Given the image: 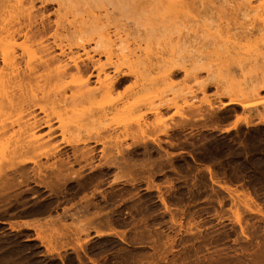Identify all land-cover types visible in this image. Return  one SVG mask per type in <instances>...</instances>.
Segmentation results:
<instances>
[{
  "label": "rangeland",
  "instance_id": "rangeland-1",
  "mask_svg": "<svg viewBox=\"0 0 264 264\" xmlns=\"http://www.w3.org/2000/svg\"><path fill=\"white\" fill-rule=\"evenodd\" d=\"M34 1L36 2V3H34L36 11L39 10V13L42 12V14L37 13L38 14L37 17L40 18L42 15V17H43V18H41L42 23L46 24V25H48V24L50 25V28L48 29L47 33L45 34L46 36L44 35L45 36L44 42L46 41V45H47V43H48V45H51V46L53 45L52 41H53V38L55 37L56 33L58 35L57 36L58 39L62 40V42L64 44H67V42L70 43V33L66 32L65 30H61V29L56 30V27H55V24H56L55 22L57 20L59 21L60 18H58V17H61V15H63L62 14L63 10L62 11L58 10L60 12L59 13L57 11L58 7H56L55 4H48V3L40 4L41 0H34ZM142 1H144V0H142ZM142 1H141V3H142L141 5H143V7H141V5L139 7V5H138L139 8H142V10L140 9L142 12L138 8V10L140 11L139 14L141 16L139 14L138 15L140 17H136V16L132 15V16H134L135 19L136 18L138 19V20L136 19L137 21L135 20L136 22H138V25L141 24V26L143 25L144 27H145V25H147V27L149 26L147 29H149L152 26L154 28L155 27L159 28V27H162L163 25H165L166 22L170 21L171 24L178 25V27L175 26L178 28V29L176 28L177 29L176 34H175V30L173 31L171 29L170 31H172V34L170 33L169 34L170 36L169 35L168 36L162 35L163 38H160L161 37V35H160V37H159L160 39H158V37H157L158 34L156 35L153 31V34H155L157 39H158L156 42V40H155L156 38H154L155 35L153 37L150 34L151 32L149 31L150 29L153 30V28H150L148 30L150 35L148 33H147L148 35H146L147 30H144L146 28H142V27L140 28V26H138L135 21L132 22V20H133V18L131 19L132 16L129 15L130 19H128L129 17L127 18L128 15L125 11L126 9L123 8L127 16L124 15L122 17H119L120 15L125 14V13L120 14L122 10L117 11L118 9H120L122 7V4L120 6L118 4H112V5L110 4V6H112V7H110L109 5L106 6V4L100 3L98 10H97V8L95 9V7H94L95 11H94V9H92L91 13H93V14L95 13L94 16H96V13L98 12L99 14L97 13V17H98V15H100L99 18H101V19H102V17L104 19V16H105V19L109 18V17L106 18V13H104L105 14L104 15L103 12H109V13H107L108 14L107 16H111V15L113 17L115 16V18L110 17L111 18L110 20H112V21H110L111 25H110V23H108L109 25L103 24V25H105V26H103V28L105 27L104 29H106V26H108L107 29H109V26H110L111 30L109 29V31L112 34V32L115 31V28H113V27H116V26L121 27V28L124 27L125 29H127V32H129V34H130V36L128 38L130 40V41H128L129 49H131L133 47L131 50H133V49L135 50L136 47H140V49L142 51L147 50V53L152 52L151 55L149 53V56H151V58H156L157 56H154V55L159 56L160 53H163V52L164 53L161 56L164 55V57L165 56L167 57L168 55H165V53L170 49V47H171V49L175 50V47L177 49V47L179 45L178 42L181 43L180 47L183 49L182 50L183 55H182V53L177 55L179 53L178 52L176 54L177 57H176V55L173 57L175 60L172 58V56H170V57L168 56L170 58V61H172V65H174V62H173V60H174V61H176L177 65H179V66H177V69L180 68L181 66H184L189 71L188 76L191 73V76H189V77H192V78L195 77L196 82H198V80H199V82L200 81L205 82V80H208V78H210L212 81L210 79H209V81H210L209 83H207V81H206L205 83L207 84V86H205L204 90L200 91L198 89V86L196 84H194V82H195V81H193L194 79L192 80V78H191V80H192L191 83H188V85L190 84L189 86L191 87V90H190V88L186 87L184 84L185 88H188V90L187 89L185 90V88L183 89V84L181 85V83H183L184 81L186 83L190 82V79L183 80L184 74L182 73V71H179L178 73H176V76H174V79H172V80H173V82H175V83H173V85L174 84H176V85L180 84L182 87L178 86L180 88H178V87L176 88L175 87L176 85H174L173 89L174 88H176V90L180 89V90H178V92L179 91L184 92V90L190 91V92L192 90L193 91L190 94L187 92L188 93L187 95L185 92V95L187 97L184 95L183 92L179 93L181 95L183 94L184 97L180 95L177 97V99H175L176 106L171 105L172 107L171 108L168 107L169 109H167V107H164L163 108L164 110L163 109L160 110L161 109L160 107H163V105L161 103H159L162 100L161 98L165 97L166 99H170L167 97L173 96V94L170 93L171 90L169 92V89L166 86L165 87L163 86L164 87L163 89L167 88L168 89L167 91L169 92V94L167 91L165 92V90H163V89L162 90L164 92L160 89H159L160 90L159 92L155 91V93H153V91H150L152 93L149 94L150 96L147 95V98L145 99L146 102L145 101L142 102V104L144 102H145L144 104H146L147 101L149 100V102L146 104V106L138 104L139 105L138 112L131 115L132 116L131 119L136 118L135 119L136 124H138V123L139 124H147V126L144 127L145 130L143 129V131H146L145 132L146 135H143V137H142L143 140H142V138H139L140 142L138 141V139H136V140L134 138L132 139L131 138L132 136L131 137L129 136L128 138H126V142H127L126 144L130 148H128L129 150L124 152L126 154L123 156V157H125L127 155L125 158H126L127 162L130 161L132 166L136 165V167L134 169L136 174H134L133 170H132L133 172L130 171L131 172L130 174H129V171H126L123 173L124 170H120L116 166H110V169L105 167V165L103 164L104 159L102 156H104V153L107 154V152L105 151L103 154L101 152H103L102 151L103 148H106L105 146H107L109 148V149L106 148V150L111 152L110 151L111 146H109V144H107V143L112 142V140L108 139L109 140L108 141L107 139L104 140L105 138H103V139H100V140H102V141H100L101 143L100 142L95 143L92 140L89 141L90 148L93 147V149L95 151V158H94L95 162L93 161V164L95 166L94 165L93 166L97 167L96 169H93V170L90 169L89 170V168L85 167L82 169L80 168V170H79V167L82 166V164L80 166L75 165L73 167V169L76 168V169H74V171L78 169V171L82 174L81 175L82 180H84V181L78 180L77 181L78 184L76 183V181H69L64 185V188H62V190L58 191L59 194H56V195L54 194L55 192L52 194H51V192H49L50 193L49 194L48 190L44 191L41 189V190H39V193H37L38 195L36 194L35 196H31L32 187L36 188L34 186V184L31 182L27 183L26 185H24V184L19 185V188L16 186H15L16 188L13 187L12 190H14V191L10 190L11 194H9V192H10L9 190H8L9 192L6 191L8 196L14 195V197H11V199H9V200H5V202L3 200L0 201V264H16V263L17 264H22V263L23 264H31L30 261H32V260L39 262V263L43 262L45 264H71V263L76 264V258L75 257H76V255L78 256V254H79V257H81V258L83 257L82 259L85 261L86 264H118V262H119V264H264V177H259L260 174L252 173L250 171L251 169H253L254 165L258 166V163L256 162L255 164H253L251 162H246V164H247L246 165L245 162H241L246 167V170L241 172V173L238 172V170H237V169H239L238 163L236 165V162H234L235 161L234 158L232 156L227 157L225 155L226 152H224V149H225L224 139L226 138L225 137L226 134H222V133L220 134V132L209 131L208 128H207V130L206 129H204V130L200 129V126L205 125V124L209 125L212 123V122H210L211 120L208 121V119H206L207 117H205L206 123H203L205 121H202V119H199V117H196L197 120L196 119L193 120L194 122L193 121L188 122L189 126H188V124H186V126L184 128H181V129H178L175 131L172 130V133L169 130L168 134L169 135L171 134L170 136L169 135L167 136L164 134V132H165V129H164L165 126L164 125H166L165 128H168V125H167L168 122H169L168 123L169 126H173L174 123H180L181 122V119L179 118V114H178V112H180V111H178V110L184 107L185 101H186L185 103H188V101H192V99H190V98H195L197 100L196 102L204 101V102L212 103L214 105H216V104L217 105H225L226 103H228L229 95L225 94L222 91L221 86H218L219 85L218 80H220L221 75H222V77H223V74L226 76V73H224V72H226V71H227V73L229 72L230 75L233 76L234 78L236 77V79L237 78L242 79V76L245 74V76H243V77L251 78V80H253L251 77V76H253V74L246 73L248 68L245 66H242V69H240L241 67L238 68L239 66L237 65V63L235 65H233V64L229 65L226 69L222 68L224 70H222L221 67L219 69L218 68L220 66V65L218 66L219 61L217 58L214 59V57H216V55L215 56L210 55V58H212L211 59L212 61H210V58L207 59V57H209V56H206V59L203 58L202 59L203 61H201L199 64L197 63V66L199 65L198 67L193 66V68H192V65H194V64H189V63H187L186 58L181 59L180 57H182V56L185 57V54H184L185 51L184 50L187 48V46L184 44L183 41L187 40V38H189V35H190V37H192L193 35L195 36L197 34V36H195V37H197L198 39L197 38L195 39L193 37L189 39L192 42H196L198 44H199V42H201L202 44H204V42H205V44H207L209 36L211 39H213L212 38L213 34H211L210 32H216V30L218 32L219 31L218 28H221L222 26L224 28L222 27V30L220 29V32L222 31L221 35L226 33V32L228 33V35L229 34L232 35L233 33L238 34V33H241V31L247 32L248 30H249V33H250V31L252 33V31L254 32L256 30H257L256 32L258 33L261 29L260 27H262V26H260L261 22L258 24L259 18H258V16L257 17L255 16L256 12L254 13V11H253L254 8L250 9L253 5L255 6L256 3L253 2L254 0H250V1L247 0V3H244V1H242V0L239 2H235L234 5H237V4H240V2H243L242 5L245 6V4H248L249 2L252 1L251 2V3H253L252 6L249 7L248 5H246V7L248 6L247 7L248 9L246 10V8L244 6L243 7L245 9L241 6H239V8H238V6L237 7L235 6V8L234 7L232 8V6H234V5H232L233 3L230 4L231 7L224 2H222L223 4H221V2L216 4L218 2V1L216 2V0H215V3H214V0H211V1L205 0V2L201 1V3L199 5H198L199 0H194V1L193 0H189V1L188 0H186V1L180 0L181 3L178 0L177 6H178V4L182 5V2H184L185 4L183 3V6H178V7L174 6L175 9L172 8V11H173L172 12L170 9L171 6L169 7L163 1V3H162L163 5H159V3H158L159 6L157 7V9L158 10L160 9L159 11L161 12V13H159V11H157V13H159V15H158V14H156V12H154L156 8L155 9L152 8V7L157 6L156 2H154V6H153V3H151V2H153V0H149V1L145 0L146 2H148V4H147L144 1L146 3V6L147 7L151 6V7L147 8L143 4ZM206 1H208V3L211 2L212 3V4H210L211 6L208 5V3ZM227 1H232V0H227ZM150 3H151V5H150ZM165 4H166L167 8H166ZM186 4H189V5L194 4L195 7H193V5L188 7ZM202 4H204V5L202 6ZM213 4H215V6L217 5V7L215 8V6ZM225 4L227 6L226 7L227 9L225 8ZM102 5H104L103 8L107 7V8H105L107 11H104L103 8H102L103 10L100 9L102 7ZM184 5L186 6L187 9L185 8ZM218 5H221V7H222L221 10L224 7L225 11L222 10L221 11L222 13L219 12L220 6H218ZM222 5H224V6H222ZM94 6H96V5H94ZM117 6H119L120 8ZM180 7H181L182 12L184 11L183 12L184 14L180 11V9H178ZM190 7L193 9H191ZM144 8L146 10H144ZM165 8L167 10H165ZM188 8H189V11H188L189 13H187L185 11V9L188 10ZM217 8H219L218 11H217ZM79 9H81V8L78 7L77 10H79ZM99 9H100V11H99ZM163 9H164V11H163ZM173 9L179 10V11H176L175 14H170V11L172 13H174ZM190 9H191V11H190ZM240 9H241V11H240ZM242 9H244V10H242ZM83 10H85V9H83ZM83 10H81V11H83ZM143 10L145 12V15H144ZM227 10L229 12H227ZM236 10H237V12H235ZM250 10L253 11L254 14H252ZM81 11H80V15L82 14ZM88 11H90V10L88 9ZM88 11H87V14L85 13V15H84V12H85L84 11L83 15H81L82 17L79 15V17H80L79 19L87 18V16L89 17L90 13L88 14ZM92 11H94V12H92ZM150 11L153 12V16H152V13ZM230 11H233V12H230ZM64 12H65V10H64ZM74 12H76V11H74L72 9V14ZM137 12L138 11L136 10V13ZM67 13H69V12H67ZM76 13H75V18L77 20L78 19V11ZM110 13H112V14H110ZM141 13H143V15ZM69 14L67 16L68 19L66 21H68V20L71 21V17L74 15L73 14L71 16V11ZM154 14H156V15H154ZM165 14H167L168 18L166 17ZM64 15H65V13H64ZM117 15H119V16H117ZM147 15L148 16L151 15V19L149 18L150 21L147 20V18H148ZM173 15H175V16H173ZM154 16H155V18H154ZM156 16H158V17L161 16V18H158ZM169 16L172 18V21L169 18ZM174 17H175V19L177 17L176 21H175V19L173 20ZM189 17H191V19ZM253 17H255V18L253 19ZM38 18H37V23L35 24V25H37V27L42 26L41 24H39V23H41V20ZM142 18H145L146 20L143 19L144 20L143 21ZM179 18H181V19H179ZM65 19L66 18L64 17V20L63 19L62 20L65 21ZM154 19H157V21ZM162 19L165 20V24L163 23ZM151 20L153 23L156 22L154 24L155 26L151 25V24H153V23H151ZM113 21H115L116 23H114ZM142 21H143V23H142ZM158 21H159V23L157 24ZM112 22H113V24H112ZM119 22H120V25H119ZM207 22H208V27H206ZM149 23H151V24H149ZM191 23L194 27L191 25ZM160 24H162V25L160 26ZM210 24H212V25H210ZM62 25L67 26L69 24H67V22H66ZM158 25H159V27H158ZM190 25H191V27H193V29L190 28L189 32H193L195 30V31H197V33L195 31L193 33H188ZM211 26H214V27L211 28ZM117 27H116V29H118ZM184 27H186V28H184ZM203 27L205 29L207 28L209 33L207 30H204ZM215 27H216V30H215ZM64 28L66 29L67 27H64ZM173 28H174V26H173ZM210 28L212 31L209 30ZM134 29L135 30L137 29V30L135 31ZM225 29H226V31H225ZM258 29H259V31H258ZM178 30H180V31L178 32ZM227 30H229V31H227ZM186 31H187V33H186ZM159 32H160V30H159ZM229 32H233V33H229ZM256 32H254V34ZM142 33H143V35H142ZM159 34H161V32ZM206 34H207V36H206ZM214 34L216 35L217 33H214ZM218 35L219 34H217L216 36H218ZM226 35L225 34L222 35L221 38H223V36L226 37ZM145 36L146 37L151 36L150 38H152V39H150L149 37L148 38L150 40L148 38L145 39ZM166 36H167V38H164ZM206 37H207V39H205ZM254 37L256 38L257 35H254ZM112 38L114 40V37H112ZM153 38H154V40H153ZM143 39H144V41H143ZM211 39H209V41ZM252 39H254V38H252ZM145 40H146L147 44L145 43ZM160 40H161V42H160ZM22 41H23L22 38H21V40L19 39L17 44L22 43ZM133 41H134V43H133ZM153 41L155 43H157L158 46H156V44ZM135 42L136 43L138 42V43L136 44ZM167 42L170 45L173 44L174 47L172 48L173 45L168 46ZM170 42H172V43H170ZM258 42H262V41L259 40ZM263 42H264V40H263ZM159 43L160 44L162 43V45H160ZM164 43L165 44L167 43L166 46ZM163 44L165 47H163ZM258 44L260 45L261 43H258ZM258 44H257V47L259 49L261 48L260 50H262V47H260L261 45L258 46ZM147 45H149V46L147 47ZM93 46H94L93 43L87 44L86 50L87 51L89 50V53H91L93 55V56L92 55L91 56L94 59L95 58L97 60L99 59L100 64L101 63L107 64V61L105 62V59H104L106 57L103 54H100V56H99V54H97L98 51H97V53L95 51L92 53V51L94 50V48H92ZM152 46H153V48H151ZM207 46H209V45L207 44ZM262 46L264 47L263 44H262ZM146 47H147V49H144ZM157 47L159 48V50L157 49ZM72 48H73V52L75 51V53H77L76 55H78V54L82 55V52L80 51L81 49L76 50L74 47H72ZM148 48L149 49L151 48V50H153V51H151V50L148 51ZM161 48H162V50H161ZM246 48L247 47L244 46L243 52H245L247 50ZM115 49L117 50L118 48H115ZM136 50H137V48H136ZM260 50H258V51H260ZM53 51H54L53 54L54 53H55V55L58 54V50L55 49ZM170 51H168V52H170ZM248 51L252 52L253 49H250V47H249ZM258 51L256 49V51L254 53L258 54ZM263 51H264V49H263ZM243 52H242V54H243ZM251 52H249V53H251ZM254 53L252 54V56L250 58L251 62L254 60V59H252V58H254L253 57ZM115 54L117 55V53L113 54V61L114 62H116V60H117V59H115L116 57H114ZM152 55H153V57H152ZM242 56H244V54ZM242 56H240V57H242ZM151 58H150V61L152 60ZM171 58H172V60H171ZM246 58H247V56L243 57L242 59L244 60ZM204 59H205V62H204ZM243 60H241V58H240V61L242 63L245 61V60L244 61ZM148 61H149V59H148ZM152 61H156V59L152 60ZM121 62L117 61V63H118L117 66L120 65ZM213 62H215V63H213ZM247 62H248V59L246 60V63ZM151 63L152 62H150L148 65L150 66ZM246 63H243V64H246ZM169 64H170V62H168V66H166V68L170 67L171 64L170 65ZM258 64H259V62H258ZM121 65H122V67L119 66L120 67L119 69H121L122 72H125V74H127L130 78L129 81L127 83H125V85L123 86L126 88L123 89V87H122L121 89L123 91L125 90V92H126V90L130 91L131 88L133 87L132 90L137 91L139 88H141V87H139V86H141V84H142V86L144 85L143 84L144 83L143 77L142 78L140 77L142 75L138 76L139 77L138 79L143 81L139 84L140 81L139 80L137 81V78H136V80H134L135 79L133 77L134 75L131 74L135 69H133L131 71V69H128V68H130V66L126 65L124 67L125 63H123ZM107 68H110L109 72H111L112 67L109 66ZM139 68H141V67L136 68V70L134 72L136 73V71H137V73H138ZM261 68H262V70L264 69L263 66L260 67V69ZM150 69H152V73H154L153 72L154 67L153 68L150 67ZM128 70H130V71H128ZM141 70L142 71L144 70L143 72H145V68L144 69L141 68ZM240 70L243 73L242 76H241L242 73L240 72ZM262 70L256 69L255 74L260 75ZM154 71H155V73L152 74L153 77L158 72L161 73V71L156 72V68L154 69ZM257 71H260V73ZM90 72H92L93 75H95L94 69L91 68ZM145 73H142V74H145ZM138 74H140V73H138ZM209 75H210V77H209ZM217 75H219L220 77L219 76L217 77ZM185 78H187V77H185ZM67 79H69V78H67ZM67 79L65 82H68L69 84L72 85L71 81H69ZM213 79H214V81H213ZM241 79H239V80H241ZM132 80L135 83H133ZM186 80H189V81H186ZM223 80L224 79L221 78V81H223ZM246 80H249V79H246ZM260 80H259V82H261ZM262 80H263V82L261 84L263 85L264 79H262ZM91 81H95L94 77L91 79ZM136 82H138L137 83L138 85L136 84ZM257 84H258V82L256 83V85ZM261 84H258V85H261ZM131 85H135V86H131ZM137 86H138V88H137ZM121 89L119 90L120 93H121ZM128 89H130V90H128ZM65 90H66V92H69V91H67L68 89H65ZM139 90H143V87H142V89H139ZM176 90H174V91L176 93H178ZM174 91H173V93H174ZM261 91H262V89H261ZM225 92H227V91H225ZM125 94H128V93H125ZM129 94H130V92H129ZM191 94H193V95H191ZM261 94L263 95V92H261ZM177 95H175V97ZM125 96H129V95H125ZM138 96H136L137 99H139V98L142 99V97H144L145 95L140 96V94H138ZM189 96H191V97H189ZM185 97H186V99H184ZM173 98H174V96H173ZM173 98L171 97V99H173ZM256 99L251 98V100H249V102H250L249 104L257 103ZM38 102L40 103L41 101H38ZM39 103L36 102L35 103L36 106L34 107V110L37 112V113L36 112L35 113L38 116H40V115L43 116L38 111V107L44 106V108L46 110H49V109L51 110V108H52V107L51 108L49 107L50 105H48V103H46V104L40 103V105H39ZM175 103H173V104H175ZM37 104L39 106H37ZM156 104H157V106H158V104H160V107L158 106V108H157ZM201 104L204 105L203 102ZM47 108H49V109H47ZM153 108L155 109V111L158 109L159 111L162 112V113L159 112L161 117H160V115H156V112H158V110L156 112H154ZM203 108L206 110V107L203 106ZM148 109H150V111ZM52 110H53V108H52ZM52 110L50 113H53ZM237 110H239V109H237ZM139 113H141V115ZM10 114L8 115V117H7V115H5L3 117V119L4 118L5 119L10 118L11 122H12L13 121L12 118L16 119L18 117V116H16L17 111L14 113L15 116L13 113L11 115ZM18 114H19V112H18ZM55 114H56V112H55ZM55 114H53V115H55ZM136 114H139V115H136ZM219 114H221L222 118L220 117V115H219V117L221 119H224V120H222L223 123H225L224 121L232 122L233 121L232 119H235L234 117L231 116L230 117L231 120H230V118L226 120L224 118L225 116L223 114V111H219ZM237 114L238 115L241 114V110H239L237 112ZM119 116L120 115H117V117H119ZM240 116H242V115H240ZM117 117L113 116V118H111V119H113V122L109 120L111 122V124L110 123L107 124V126H108L107 128L110 129L112 127L110 129L112 132L111 133L112 136L113 135H119V133L121 131H124V130L126 131L127 129H129V130H127L126 132L130 133V132H132V129L134 130V128L136 127V125H134L135 122H133L134 119L133 120L129 119L126 121L123 120V123H122V121L120 119V117H122V116H120L119 119H117ZM125 118H127V117L125 116L124 119ZM153 118L155 121L156 120H158V121L155 122L153 120ZM158 118H161V119H158ZM3 119L1 121H3V125H5L6 121H5V119L4 120ZM10 119H7V120L9 121ZM159 121L161 123L160 125H159ZM198 121H201V122H198ZM8 123L11 124L10 121ZM8 123H6V125H5L6 126L5 129L7 128L6 131L8 129L9 130L11 129V127H9V128L7 127ZM156 123H158V125H156ZM201 123H203V124L201 125ZM241 124H240L239 128L242 127ZM55 125L57 127V124L54 123V126ZM190 125L192 126V128ZM0 126L3 127L2 124ZM198 129H200V130H198ZM242 129L243 128L240 129L242 132L240 130H239L240 132L238 131L237 133L233 131L232 132L233 134L230 136H235L236 134H237V136H240V137L243 136L244 131ZM180 130H183V131H180ZM1 131H3V130H1ZM56 132L59 133L57 130H56ZM95 133L97 134L96 129L90 130V132H87L88 135L90 134L89 136L92 135L93 137L95 136L94 135ZM238 133H240L241 135ZM6 135H8L7 132H6ZM6 135H5L6 138L4 139V137H3V140L7 143V140H9V137H11V136H9L7 138ZM9 135H11V134H9ZM86 135H84V137H82V139H85ZM144 136H146L147 138L144 139ZM0 138H2V136ZM13 138H11L12 140L10 139L8 141V143H10V141L13 142V140H15V138L14 139ZM61 139H63V138L60 137L59 134H57L55 136V142L54 143L60 142L63 144V142L60 141ZM220 139H222V142H223V147H221V148H222V154L224 156L222 154L219 155V153H215V151H213V150L211 151V149L210 148L208 149V147L204 148V146H203L204 144H213L212 141L216 142L217 140H220ZM103 140H104V142L106 141L107 143L105 142V144H104ZM133 140L136 141V144L132 143V142H134ZM169 140H172L173 142H175L176 147L168 146ZM177 141L180 144L176 143ZM2 142H1V144H3V145L6 144L5 142H3V143ZM102 142L105 145L104 147L102 145ZM208 142H210V143H208ZM8 143L6 144L5 148H2L3 146H0V170L1 171H2V169H5L4 168L5 164L8 165L9 164L8 162L11 163V161H10L11 160L10 159V157H11L10 156V150H11L12 144L11 143L8 144ZM157 143L159 145H161L162 149L158 147ZM192 145H194V146H192ZM62 146L64 147V151L62 150V152L67 154L68 156H71L72 155V149H70L69 147H67L65 145H62ZM112 149L111 150L114 153V148H112ZM204 149H205V151H204ZM129 151L131 154L129 153ZM164 151L165 152L169 151V154L171 153L170 156L166 157L164 154L165 153ZM65 154H63V157H66ZM261 155L264 157V153ZM1 156H2V158H1ZM25 158H22L21 160H24ZM101 158L103 161L101 160ZM168 158H169V160H168ZM146 159H148V160H146ZM171 160H173V161H171ZM145 161H147V166H149V167L152 166L150 169V172L152 174L151 175L152 179L148 178V180H147L148 172H147V174H145L146 172L144 173L143 172L144 170H141V168H140V170L142 171V172H140L138 169L139 166L145 165ZM42 162H44L43 159H42ZM138 163H139V166H138ZM150 164H152V165H150ZM83 165H84V163H83ZM5 167H7V166H5ZM29 167H31V165ZM98 167L100 170L98 169ZM149 167H146V168H149ZM263 167H264V160H263ZM207 168H209L210 170H213L212 172L216 176V178L213 180H215L214 182H216V183H214L213 181H210V178H208L209 176L207 174L208 173ZM136 169H138L137 170L138 172L136 171ZM164 169H166V170L164 171ZM188 169H189V171H188ZM119 170L122 171V173L124 174L123 175L124 177H121L122 174ZM176 170H178V171H176ZM117 173H119L118 174L119 176L121 174V176H120L121 178H119V176H117ZM125 173H127V175ZM138 173H139V175H138ZM133 174H134V176H132ZM153 175L155 177H153ZM115 176L118 177L119 179L117 178V180H116ZM250 176H251V178H250ZM144 177H146V178H144ZM112 178H115L116 181ZM178 178H179V181H178ZM86 179H88V181ZM143 179H145V180H143ZM250 179H252V180H250ZM111 180H114V181H111ZM134 180H136V181H134ZM163 180H165V181H163ZM85 181L87 182V184H85L86 183ZM81 182L82 183L84 182L83 183V184H85L84 187L82 186ZM97 183H99V184H97ZM169 183H171V187H170ZM223 184H225V186L228 185L227 186L228 187L227 192H224L221 188L218 187V186H222ZM251 185H255L257 187H255V186L253 187ZM169 187H170L171 191H169ZM172 187H173V191H172ZM165 190H167V192L168 191L169 192L167 193ZM238 190H240V191H238ZM94 191H95V193H94ZM19 192L21 193L20 196L17 195V194H19ZM229 192H233L234 194L229 193ZM243 192L244 193L247 192L248 194L250 193L249 194V196H250L249 201L247 200V198L249 199V196H247L248 194L246 193V196H247L246 197ZM4 193H3V195H4ZM15 193H16V195H15ZM92 193H94V194L92 195ZM190 193H192V194H190ZM238 193L241 195H239ZM251 194H252V196H251ZM3 195L1 194V199H2ZM118 195H120V196H118ZM159 195H161L162 197L164 196V199L165 200L167 199V200L166 201H159L160 200ZM243 195L245 198L243 197ZM15 196H17V197L19 196V197L18 198L16 197L17 199L15 200ZM78 196H80V197H78ZM86 196H88V199L90 198L89 200H91V201H85V199L87 200ZM32 197L35 199H33ZM82 197L83 198L86 197V198L83 199ZM237 197H239V198H237ZM251 197L253 200L251 199ZM236 199H237V201H236ZM47 200L52 201L51 202L52 205L54 204V206L51 208L50 213H48V212L47 213H38V214H44V215H38L37 213L33 214V215L31 214V211H35L36 207H38V205H40L39 203L41 201L43 203L44 201H47ZM255 200H257V201H255ZM17 201H19V202H17ZM21 201H23V202H21ZM38 201H40V202H38ZM10 202H12V203H10ZM10 204H12V205H10ZM33 204L36 205L35 208L33 207L34 206ZM87 204H90V205L92 204V205L88 207V210H84L83 209L84 205L86 206ZM9 206H11V207L9 208ZM21 207L24 211L23 210L21 211ZM6 209H7V211H6ZM92 210H93V212H99L100 214H102L99 217L100 218L102 217L103 220H104V218L108 219L111 222V223L109 222L110 223L109 226H111V227L109 228L108 226H105V227L103 226L102 228L100 227L98 230H96V229L94 230L92 228H87L88 231L86 230L85 233L79 232V233L75 234L76 231H80L79 229H76V228H78V227L80 229L85 228V226L83 224H81L83 227L79 226V223H77V221H76V220H78L77 218H79L81 221V219H83V217H84L82 215L83 214L86 215V213L90 214V212ZM103 212H105V213H103ZM77 213L80 215H78ZM46 214H48V215H46ZM58 214H59V217H58ZM70 214L72 215V217L70 216ZM45 215H46V217H45ZM73 215H75V216L73 217ZM77 215L79 217H77L75 220V217ZM37 217H38V219H36ZM34 218L37 221L40 219L39 220L40 223L42 221L41 219H43L44 222H42V223H43V225L45 224L44 225L45 228H43L44 226L42 225V223L41 224L39 223V225H40V228L42 225L43 226L42 228L44 230L40 229V228H32L34 230L36 229V231L31 230V226H30L31 223L30 222L32 219L35 220ZM56 219H58V220L60 219V222L57 220L58 224H54V222H56V221H53V220H56ZM45 220H46V222H45ZM26 221L28 223H30V225L27 224L28 226H30V227H28L29 229H27L26 225H23ZM21 224H22V226H21ZM47 224H48V226H47ZM50 224H54V229H52V231L56 230L55 233L56 234L59 233V237L61 236L60 234L63 233L62 235H64V232H65V235H64L65 237L61 236V238L62 237L63 238L62 239L59 238V239H61V241L58 238H56L57 235L55 233L51 232V227L53 228V226H51ZM17 225H18V227H17ZM60 225H61V227H60ZM63 225H65V226H63ZM56 226L59 227V228H57V229H59V231L56 229ZM112 227H113L114 231H112L113 230V229H111ZM61 229H62V231H61ZM38 230H39V232H38ZM42 231H44V232H42ZM69 231H71V232H69ZM95 231L96 232L102 231V233L106 231L107 235L104 236L103 234H105V233H103V234L101 233V235L99 237H97L98 235ZM108 231H111V232L108 233ZM35 232H36V234H35ZM37 233H38L39 237L37 236ZM95 233H96V235H95ZM44 234L47 235L48 238L50 237L51 234H53V235H51L52 236L51 238L52 239L54 238V242L52 240H50V241L53 242L54 244L56 242H57L56 244H58L59 242L65 243V244L62 245L63 247L61 246V244L60 245L58 244L59 246H61L59 249H58V246L56 245L57 249H54V250L51 249V251H53L52 252L53 254H51V251L49 252V250L47 248H45V245H44L45 242L49 243L50 242L49 239H51V238L48 239ZM42 235H44V236H42ZM44 237L47 241H45ZM75 237L77 240L75 239ZM55 238L57 241H55ZM41 239H43L42 241H45V242L43 243L41 241ZM69 240H70V242H69ZM72 240H73V242H72ZM41 243H43V244H41ZM81 244H82V246H81ZM74 247H75V249H74ZM92 248H94V249L92 250ZM46 250H48V251H46ZM75 250H77L78 254L75 253ZM31 251H32V253H31ZM90 251L91 252L93 251V253H91ZM51 255H54L55 257L51 256ZM49 257H51V258H49ZM49 259H51V260H49ZM85 259H87V260H85ZM89 259L91 261H89ZM94 259H95V261L97 260V262H92V260H94ZM86 261H88V262H86Z\"/></svg>",
  "mask_w": 264,
  "mask_h": 264
},
{
  "label": "bare ground",
  "instance_id": "bare-ground-1",
  "mask_svg": "<svg viewBox=\"0 0 264 264\" xmlns=\"http://www.w3.org/2000/svg\"><path fill=\"white\" fill-rule=\"evenodd\" d=\"M141 1L142 0H41L40 4H42V3L55 4L56 7H58L57 8V11L58 10L59 11H62L63 10V13H62L63 15H61V17H58V18H60L59 21L57 20L55 22L56 23L55 24V27H56V30H60L61 29V30H65L66 32H69L70 33V43L67 42V44H64L62 42V40H59L58 39V37H57L58 35L56 33V35H55V37L53 38V41H52L53 42V45L51 46V45H48V43L46 45V41L44 42V37L46 36L45 34L47 33L48 29L50 28V25L49 24L46 25V24H43L42 23V19H41V18H43L42 15H41V17L39 16L40 18L37 17L38 16L37 13H39V10H37L38 12L36 11L35 4H34L36 2L34 0H0V119L1 118L3 119V117L5 115H7V117H8V115L10 113L11 114L12 113L14 114L16 111H17L16 116H18L16 119L12 118V120H13L12 122H11V119L10 118H6V119L4 118L5 121H6V123H8L9 121L11 123V124L8 123V126H7L8 128L11 127L10 130L8 129L9 131L8 130L6 131L7 128L5 129L6 123H5V125H3V121H1L2 119L0 120L1 121L0 123L3 126V127L0 126V129L3 130V131L0 130L1 131L0 132V137L2 136V138H0V146H3L2 148H5V146L8 143V141L11 138H13V137L15 138V140H13V142L10 141V143L12 144V147H11V150H10V156H11L10 157V159H11L10 161H11V163L8 162L10 165L9 164L8 165L5 164V166H7V167L4 166L5 169H2V171L0 170V201L3 200L5 202V200H9V199H11V197H14V195H12V196L9 195L8 196L7 193H6V191L9 192L10 190L13 189V187L14 188L18 187L19 188V185H23V184L26 185L29 182L33 183L34 186L36 187V188H33L32 187V189H31V196H35L37 193H39V190H41V189L44 190V191H47L48 190V193L51 192V194L55 192L54 194L56 195V194H59L58 191L62 190V188H64V185L67 182H69V181H76V183H77L78 180L81 181L82 180V176H81L82 174L78 171V169L74 171V169H76V168L73 169V167L75 165L80 166L82 164V166L79 167V170H80V168L82 169V168H85V167L89 168V170L90 169L93 170V169H96L97 168V167H94L95 165L93 164V161H94V158H95V151H94L93 147L90 148V146H89V141H91V140L94 141L95 143H99L100 141H102L100 139H103V138H105L104 140H106V139L107 140L108 139L112 140V142H110V143H107L106 141L105 142L107 144H109V146H111V149L114 148V153L112 152L113 149L112 150L110 149V151L112 153L109 152V151H107L106 148H108V147L104 145L105 144L104 140H103L104 144L102 142L103 147L105 146L106 148H103V150H102L103 152H101V153L103 154L105 151L107 152V154L104 153V156L101 155L103 157V159H104L103 164L105 165L106 168H109L110 169V166H116V167H118V169L124 170L123 173L126 172V171H129V174L134 171L136 165H133L132 166V164L130 163V161H128L130 164L127 162V160L125 158L127 155L125 157H123L126 154L124 152L127 151V150H129L128 148H130L126 144L127 143L126 142V138H128L129 136L130 137L132 136L131 137L132 139L133 138L135 140L138 139V141L140 142L139 138H142L143 135H146L145 134L146 131H143V129H144V127L147 126V124H139L138 122H137L138 124H136V122H135V119L136 118L135 119L134 118L131 119V117H132L131 115H133V114H135V113L138 112L139 105H145L146 106V104L149 102V100L147 101L146 104H144L146 102L145 99L147 98V95H149V94L152 93L150 91H153V93H155V91L156 92H159L165 86L169 89V92L171 90L170 93L173 94L174 98H173V96L167 97L166 95L165 96L167 98H170V99H166L165 97H162L161 98L162 100L159 103H161L163 105V107H160V104H158V106L161 108L160 110H162L164 107H167V109H169V108L172 107L171 105H175L176 106L175 99H177V97L181 95L179 93L183 92V91H181V92L179 91L178 92V90H180V89L176 90V88L178 86H181L183 84V89L186 86V87L190 88V90H191V87L189 86L190 84L188 85V83H191V81L193 79H194L193 81H195V79H196L195 77L194 78L189 77V76H191V73L188 76L189 71L184 66H181L180 68L177 69V66H179V65H177L176 61H174L175 59L173 57L178 52L179 53L177 55H179L180 53H182V50L183 49L180 47L181 46V43L178 42L179 45L177 44L178 45L177 49L175 47V50H174V49H171V47H170V49L168 48L169 49L168 51H170V50L171 51L170 52L167 51L165 53V55H168L169 57L172 56V58L174 59L173 60L174 65H172V61H170V58L168 56L167 57L166 56L164 57V55L161 56L164 52L163 53H160L159 56L158 55H154V56H157L156 58H151V56H149V53L151 55L152 52H148L147 53V50L142 51L140 49V47H136L137 50H136V48H135V50L134 49L131 50L133 47L132 48L130 47L131 49H129L128 41H130V40L128 38H129L130 34H129V32H127V29H125L124 27H123L124 29L121 28V27H117V26L116 27L118 29H116V27H113V28H115V31H113L112 34L109 31L110 26H109V29H107L108 26H106V29H104L105 27L103 28V26H105L106 24L110 23V25H111V22L110 21H112V20H110L111 19L110 17H113V16L112 15L111 16H107L108 15L107 13H109V12H103V14L106 13V18L109 17L107 19H105V16H104V19H103V17H102V19L99 18L100 15H98V17H97V13L98 12L96 13V16H94L95 13L94 14L91 13V10L94 9V7H95V9L97 8V10H98L100 3L101 4L104 3V4H106V6L107 5L110 6V4L111 5L112 4H118L120 6L122 4V7H121L122 9L119 6H117V7L120 8L117 11L122 10L123 12L121 11L120 14H123L126 11V13H127L128 16L126 15V13L123 14V15H120V16L117 15V16L122 17V16L126 15L127 18L129 17L128 19H130V16H132V15H134L136 17H140L141 15L139 13L142 10V8H139V7L142 4ZM144 1H142V2L146 6V3L148 4V2L145 1L146 2L145 3ZM163 1L169 7L171 6L170 7L171 11H172V8L175 9L174 6H176V7L183 6V3H184V2H182V5L178 4V6H177V1L178 0H153V2H151V3H153V6H154V2H156L157 6L152 7V8H154V9L156 8L154 12H156V14H158V15L161 12L159 11L160 9L159 10L157 9V7L159 5H163L162 4ZM201 1L202 2L204 1L205 2V0H199L198 1L199 2L198 5L201 3ZM239 1H241V0H232V1L216 0V2H217L216 4H218L220 2H221V4H223L222 2H224V3H226L227 5H229L231 7V5H230L231 3H233L232 5H234L235 2H239ZM242 1H244V3H247V0H242ZM179 2L181 3L180 0H179ZM206 2L208 3V1H206ZM251 2H249L248 4H245V6L242 5L243 2H240V4H237L236 3L237 5L232 6V8L233 7L235 8V6L236 7L238 6V8H239V6H241V7L244 6L246 8V10H247L248 9L247 8L248 6L249 7L252 6L253 3H251ZM253 2L256 3V4L258 3V4L257 5L255 4V6L253 5L254 7L252 6L250 9L254 8L253 11H254V13L256 12V15L255 16L256 17L258 16V18H259L258 24L261 22V25L260 26H262V27H260L261 28L260 31L258 29V31H259L258 33L256 32L257 30L254 31V32H256L255 34H254L253 31H252V33L250 31V33H249V30L247 32L246 31H244V32L241 31V33H238V34L237 33H233V32H229V33H233L232 35L231 34L228 35V33L226 32V33H224L225 35L227 34L226 37L223 36V38H221V36L224 35V34L221 35V32L222 31L220 32V29L222 30V27L223 26L221 28H218V30H219L218 32L219 33L217 32L216 27H215L216 32H210L211 34H213V37L211 36L213 39H211L210 36L208 37L212 41L211 40L209 41V39H208V42L206 41L209 46H207V44H205V42H204V44H202L201 42H199V44H198L196 42H192L191 40H189L192 37L196 39L197 37H195V36H197V34L195 36L193 35L192 37H190V35H189V38H187V40L183 41L184 44L187 46V48L184 50L185 52L183 51L184 54H185V57H183V56L180 57L181 59L186 58L187 59V63L194 64V65H192V68H193V66L198 67L199 65L197 66V63L199 64L201 61H203L202 60L203 58L206 59V56H209V57H207V59H209L210 58V55L211 56L212 55H214V56L216 55V57H214V56L213 57H214V59H216V58L218 59V61H219L218 66L220 65L218 67L219 69H220V67H221V69L222 68L226 69L229 65H231V64L235 65L237 63V65L239 66L238 68L241 67L240 69H242V66H245V67L248 68L247 69V72L246 71L245 72L246 73L253 74V76H251L253 80H251V78L243 77V76H245V74L243 75V73L241 72V70H240V72L242 73L241 76L243 75L242 76V79L241 78H237L236 79V77L234 78L233 76L230 75L229 72L227 73V71L224 72V73H226V76L223 74V77H222V75L220 77L219 76L220 74L217 72L219 74V75H217V77L218 76L220 77V80H218V82H219L218 84L219 85L218 84L217 85L218 86H221L222 91L225 94L229 95V97H228V103H226L225 105H217V104L214 105L212 103L202 101L204 103V105H203V104H201L202 102H199V101L196 102L197 100L195 98H190V99H192V101H188V103H185L186 102L185 101L184 102V107L181 108V109H179V110L177 109L178 111H180V112H178V114H179V118L181 119V122L182 123L181 122L180 123H174L173 126H169V124H168L169 122H168L167 123L168 128H165L166 125H164V124L163 125L165 126L164 127V129H165L164 134L168 136L169 135L168 134V131L169 130L172 133V130L175 131V130L184 128L186 126V124H188V126H189V123L188 122H191V121L195 120L196 117H199V119H202V121H205L203 123H206V119H208V121L211 120L210 122H212V123L209 124V125H206V124L205 125H202L203 123H201L202 126H200V129H203V130L206 129L207 130V128H208L209 131H215V132H220V134L221 133L222 134H226L225 135L226 138L224 137L225 138L224 139V141H225V149H224V152H226L225 155L227 157L228 156H232L234 158V160H235L234 162H236V165L238 163V168H239V169H237L238 172L241 173V172H243V171L246 170V167L241 162H245V164H246V162H251L253 164H255L257 162L258 163V166H256V165H254V167L252 166L253 169H251L250 171L252 173H258V174H260L259 177H264V167H263L264 157L261 155V154L264 153V96H263L264 95V84L263 85L261 84L263 82L262 79H264L263 78L264 77V69L263 70H262V68L260 69V67H262V66L264 67V51H263L264 47L262 46V44L264 45V42H263V40H264V11H263L264 10V0H254ZM151 3H150V5H151ZM158 3H159V5H158ZM214 3H215V0H214ZM166 4H165V6H166ZM210 4H212V3L211 2L208 3V5H210ZM226 4H225V8L227 7ZM94 5H96V6H94ZM138 5H139V7H138ZM186 5L188 7L191 6V5H193V7H195L194 4H191V5L186 4ZM203 5L204 4H202V6ZM213 5L215 6V4H213ZM246 5H248V6L246 7ZM218 6H220V9L217 8V11H218V9L220 10L219 12H221L222 10L225 11L224 10V7L221 10V8H222L221 5H218ZM222 6H224V5H222ZM78 7L81 8V9H79L80 11L83 10V9H85V10L81 11V13H82L81 15H83V12L84 11H85L84 12V15H85V13L87 14V11L89 9L90 10V11H88V14L90 13L89 14V17L87 16V18H81V19H79L80 18L79 17L80 11L77 10ZM103 7H104V5H102V7L100 9H102ZM110 7H112V6H110ZM141 7H143V5H141ZM149 7H151V6H149ZM149 7H147V8H149ZM216 7H217V5L215 6V8ZM105 8H107V7H105ZM105 8H103L104 11H107ZM123 8L126 9V10L124 11ZM138 8H139V10L140 9L141 10L139 11ZM166 8H167V6H166ZM166 8H165V10H167ZM185 8H186V6H185ZM72 9L74 11H76V12L78 11V19L79 20L78 19L76 20V18H75V13L76 12L73 13L74 15L72 14ZM95 9H94V11H95ZM100 9H99V11H100ZM178 9H180V11L182 12L181 7L178 8ZM186 9H185V11L187 13H189L188 12L189 11V8H188V10H186ZM191 9H193V8H191ZM191 9H190V11H191ZM244 9H242V10H244ZM64 10H65V12H64ZM136 10L138 11L137 13H136ZM144 10H146V9L144 8ZM144 10H143V12H144ZM66 11L69 12V13L71 11V16L73 15L74 17L73 16L72 17L74 19L71 17V21H69V20L66 21L68 19L67 16L69 14ZM94 11H92V12H94ZM157 11H159V13H157ZM163 11H164V9H163ZM171 11H170V14H175L176 11H179V10H174V13H172L173 11L172 12ZM240 11H241V9H240ZM253 11H251L252 14H254ZM227 12H229V11L227 10ZM230 12H233V11H230ZM235 12H237V10ZM64 13H65V15H64ZM112 13H110V14H112ZM151 13H152V16H153V12H151ZM39 14H42V12L39 13ZM141 14L143 15V13H141ZM156 14H154V15H156ZM144 15H145V12H144ZM165 15L167 17V14H165ZM134 16L131 17V19L133 18L132 22L137 19V18L135 19ZM149 16H148L147 20L150 21L151 15H149ZM173 16H175V15H173ZM64 17L66 18L65 21H63L64 20ZM156 17H158V16H156ZM177 17H176V19H177ZM37 18L41 20V23H39V24H41L42 26L37 27V25H35L37 23ZM113 18H115V16ZM154 18H155V16H154ZM158 18H161V16H159ZM169 18L172 21V18L170 16H169ZM189 18L191 19V17H189ZM254 18L255 17H253V19ZM143 19L146 20L145 18H142V20ZM174 19H175V17L173 18V20ZM176 19H175V21H176ZM179 19H181V18H179ZM154 20L157 21V19H154ZM162 20H163V23L165 24V20L164 19H162ZM143 21H142V23H143ZM66 22L69 25H67V26L62 25L64 23H66ZM113 22L116 23L115 21H113ZM113 22H112V24H113ZM136 23L138 25V22H136ZM151 23H153L152 20H151ZM151 23H149V24H151ZM155 23H153L151 25H154ZM158 23H159V21L157 22V24ZM103 24H105V25H103ZM162 24H160V26ZM119 25H120V22H119ZM165 25H163L162 27H159V25H158L159 28H156V27L154 28L153 26L150 27V28H153V30L150 29V28H149L150 30L147 29L149 27V26L147 27V25H145V27H144L143 25L141 26V24H139L138 26H140V28L141 27L142 28H146V29H144V30H147V32L145 31L146 32V35L149 34V31L151 32L150 34L153 37H154L155 34L156 35L158 34L157 35L158 39L163 38L162 35H164V36L167 35L168 36L170 33L172 34V31H170L171 29L173 31L175 30V34H176V30L178 29L177 28L178 25L171 24L170 21L169 22H166ZM191 25H192V23H191ZM191 25L189 27V30L187 29L188 30V33H193L195 31L194 30L193 32H189L190 31V28L193 29V27H194L193 25H192L193 27H191ZM206 25H207L206 27H208V22H207ZM210 25H212V24H210ZM63 26L64 27H67V28L65 29ZM173 26H174L175 29L173 28ZM175 26H177V27H175ZM212 27H214V26H211V28ZM184 28H186V27H184ZM211 28L209 29L210 31H212ZM159 30H160L161 34H159L160 33ZM204 30H207L208 31L207 28L206 29L204 28ZM153 31H154L155 34H153ZM179 31L180 30H178V32ZM225 31H226V29H225ZM227 31H229V30H227ZM195 32L197 33V31H195ZM186 33H187V31H186ZM208 33H209V31H208ZM214 33H217L220 36L219 35L216 36L217 34L215 35ZM142 35H143V33H142ZM156 35H155L154 38H156L155 40L157 42L158 39H157ZM160 35H161V37H160ZM254 35H257L258 38L257 37L255 38ZM167 36L164 37V38H167ZM206 36H207V34H206ZM112 37H114V40H113ZM148 37L150 38L151 36H147V37L145 36V39L148 38ZM21 38L23 39L22 43L17 44L18 43V40L19 39L21 40ZM154 38H153V40H154ZM252 38H254V39H252ZM150 39H152V38H150ZM205 39H207V37ZM258 39L260 41H262L263 43L262 42H258L259 41ZM143 41H144V39H143ZM160 42H161V40H160ZM89 43H93L94 44V46L92 47V48H94V50L92 51V53L94 51L97 53V51H98L97 54H99V56H100V54H103L106 57L104 59H105V62L107 61V64L106 63H101L100 64L99 63V59L97 60L95 58L96 59L95 60L92 57L93 55L91 53H89V50L88 51L86 50L87 49L86 48L87 47V44H89ZM133 43H134V41H133ZM145 43H146V40H145ZM170 43H172V42H170ZM258 43H261L260 44L261 46ZM155 44H156V46H158L157 43H155ZM164 44H163V47L166 46V44H165V46H164ZM257 44H258V46L262 47V50H260L261 48L259 49L257 47ZM160 45H162V43ZM169 45L170 44L168 43V46ZM172 45L173 44H171L170 46H172ZM148 46L149 45H147V47ZM244 46L247 47L246 48L247 50L245 49L246 50L245 52H243ZM72 47H74L76 50L77 49H81L80 51L82 52V55L81 54L80 55L79 54L76 55L77 53H75V51L73 52V48ZM147 47L144 48V49H147ZM173 47H174V45L172 46V48ZM249 47H250V49H253V51L254 50L256 51V49H257V51L258 50H260V51H258V54H255L254 53L255 51L254 52L253 51L252 52L251 51H248V48ZM115 48H118V49L116 50ZM151 48H153V46ZM151 48L150 49L148 48V51L151 50ZM55 49L58 50V54H56V55H55V53L53 54V52H54L53 50H55ZM157 49L159 50L158 47H157ZM161 50H162V48H161ZM151 51H153V50H151ZM242 52H243L244 56H242L243 55ZM249 52H251V53H249ZM114 53H117V55L116 54L114 55V57H116L115 59H117L116 62L113 61V54ZM253 53H254V55H253L254 58H252V59H254V60L251 62L250 61V58H251V56H252ZM177 55H176V57H177ZM182 55H183V53H182ZM245 55L247 56V58L244 59L245 60L244 61L242 58L243 57H246ZM240 56H242V57H240ZM152 57H153V55H152ZM239 57L241 58V60L244 61L243 63H246V60L247 59H248V62L246 64H243L240 61V58ZM150 58L152 60H155L156 59V61H152V60L150 61ZM172 58H171V60H172ZM148 59H149V61H148ZM205 59H204V62H205ZM211 59L212 58H210V61H212ZM117 61L118 62H121L122 61L123 63H125L124 67L126 65L130 66V68H128V69H131V71L133 69L136 70V68H138V67H141L143 69L145 68V72L147 74L145 72H143L144 70L142 71L141 68H139V72H138L140 74H138L137 71L135 73L134 72L135 70L133 71L134 73L133 72L131 73L132 75H134L133 76L135 78L134 80H136V78H137V81L138 80L140 81L139 84L144 81V83H143L144 85L142 86V84H141V86H139V87H141L139 89H142V87H143V90H139L138 89L139 91L138 90L137 91H133L132 90L133 87H132L131 88L132 91L130 89H128L130 91H127L126 90V92H125V90L123 91L121 89L125 85V83H127L129 81L130 78H129V76L127 74H125V72H122L121 69H119L120 67H122L121 64H123V63L121 62L120 65L117 66V64H118ZM150 62H152V63L154 62V63L153 64L151 63L150 66H149L148 64ZM168 62H170V64L172 66L169 64L170 67L169 68L168 67L166 68V66H168ZM258 62H259V64H258ZM213 63H215V62H213ZM109 66L112 67L111 68V72H109L110 68H107ZM150 67L151 68L154 67V69L156 68V72L157 71H161V73L158 72L153 77L152 74H154L155 71L153 69V72L154 73H152V69H150ZM91 68L95 70V75H93V73L90 72L91 71ZM224 69H222V70H224ZM256 69L257 70L258 69L259 70H262L261 73H260V71H257V72L260 73V75L255 74V72H256L255 70ZM128 71H130V70H128ZM179 71H182V73L184 74L183 75L184 76V79L183 78L182 79L183 80L190 79V82H187L186 83L184 81L185 83L183 82V83H181V85L180 84L179 85L174 84V85H176L175 86L176 88L173 89V87H174L173 83H175V82H173L172 79H174V76H176V73H178ZM142 73H145V74H142ZM139 75H142L140 77L141 78L143 77V81L140 80V79H138L139 78L138 77ZM93 77H94V80L95 81H91V79ZM185 77H187V78H185ZM209 77H210V75H209ZM67 78H69V79H67ZM191 78H192V80H191ZM221 78L224 79V80L221 81ZM66 79L69 80V81H71L72 85L69 84L68 82H65ZM209 79L210 78H208V80H205V82L207 81V83H209L210 82ZM239 79H241L242 81L239 80ZM246 79H249V80H246ZM259 80L261 82H259ZM186 81H189V80H186ZM213 81H214V79H213ZM198 82H199V80H198ZM198 82L195 81L194 84H196L198 86V89L200 91L201 90H204L205 89V86H207V84L205 82H203V81H202L203 83L201 81L199 83ZM255 82L256 83L258 82V84H261L262 86L261 85H258V84H257L258 85L257 86ZM133 83H135V82L133 81ZM137 83L138 82H136V84ZM184 84H185V86H184ZM131 86H135V85H131ZM125 88L126 87H123V89H125ZM137 88H138V86H137ZM167 88H165L163 90H165V92H166L168 90ZM178 88H180V87H178ZM188 88H185V90L186 89L188 90ZM65 89H68L67 91H69V92H66ZM120 89H121V93L119 91ZM261 89H262V91H261ZM174 90H176L178 93H176ZM185 90L183 92L184 95H185V92H186V95H187L188 93L190 94L193 91L192 90L190 92V91H185ZM173 91H174V93H173ZM225 91H227L228 93L225 92ZM129 92H130V94H129ZM169 92H168V94H169ZM261 92H263V95L261 94ZM125 93H128V94H125ZM124 94L125 95H129V96H125ZM138 94H140V96L141 95H145V96L142 97V99H140V98L137 99L136 96H138ZM174 94L175 95L178 94V95L175 97ZM191 95H193V94H191ZM181 96H183V94ZM171 97L173 99H171ZM186 97L184 99H186ZM189 97H191V96H189ZM251 98H254V99L257 98L256 99L257 103H251V104H249L250 103L249 100H251ZM38 101H41L40 103H45V104L48 103V105H50L49 107L50 108L51 107L53 108V110L51 108V110L53 111V113H50L51 110L49 108H47V109H49L50 111L49 110H46L44 108V106H43V107H38V111L43 116H41V115H40L41 117L38 116L36 114L37 112L34 110V107L36 106L35 103L36 102L39 103ZM143 101H145V102L142 104ZM40 103H39V105H40ZM173 103H175V104H173ZM39 105L37 104V106H39ZM156 106H157V104H156ZM158 106H157V108H158ZM203 106L206 107V110L203 108ZM237 109L241 110V114H239V115L237 114V112L239 111ZM148 110L150 111V109H148ZM153 111L156 112L155 109ZM219 111H223V114L225 116L224 118L226 120L229 119L232 116V117L235 118V119H232V120L233 121L235 120V121L234 122L233 121L232 122H230V121H224L225 123H223L222 120H224V119H221L222 117H221V114H219ZM18 112H19V114H18ZM55 112H56V114H55ZM159 112H161V111L158 110V112H156V115H160ZM53 114H55V115H53ZM139 114L141 115V113H139ZM139 114H136V115H139ZM117 115H120L122 117L123 116L124 117L125 116L127 117V118L124 119V117L122 118V117L119 116L120 119H121V121H122V123H123V120L126 121V120H129V119L130 120H133L134 119L133 122H135L134 125H136V127L134 128V130L132 129V132L127 133L126 131L129 130V129H127L126 131L124 130V131H121L120 133L118 132L119 135H113L112 136V134H111L112 132L110 130L112 127L110 129L107 128L108 127L107 124H109V123L111 124L110 121L113 122V119H111V118H113V116L114 117L115 116L117 117ZM219 115H220L221 118L219 117ZM240 115H242V116H240ZM14 116H15V114H14ZM119 117H117V119H119ZM160 117H161V115H160ZM205 117H207V118L205 119ZM7 119H10V120L8 121ZM158 119H161V118H158ZM153 120H154V118H153ZM230 120H231V118H230ZM157 121L158 120H156L155 122H157ZM198 122H201V121H198ZM54 123L57 124V127H56V125L54 126ZM160 124L161 123L159 121V125ZM240 124H241L242 127L239 128ZM156 125H158V123H156ZM191 128H192V126H191ZM241 128H243L242 130L244 131V133H243L244 135L243 136L240 137V136H237V134L235 136H230V135L233 134L232 133L233 131L237 133ZM94 129H96V132H97V134L95 133L94 135L95 136L97 135V136L96 137L95 136L93 137L92 135L89 136L90 134L88 135L87 132H90V130H94ZM200 129H198V130H200ZM56 130L59 133H57ZM183 130H180V131H183ZM6 132H7L8 135H6ZM9 134H11V135H9ZM57 134H59L60 137L63 138V139L60 140L61 142H63V144L60 143V142L59 143H54L55 142V136ZM238 134H240V133H238ZM5 135L7 136V138L9 136H11V137H9V140L6 139L7 140V143L3 140V137H4V139L6 138ZM84 135H86V137H85V139H82V137H84ZM146 138L147 137L144 136V139H146ZM142 140H143V138H142ZM2 141L5 142L6 144L5 145L1 144ZM178 141L176 143H179ZM10 143H8V144H10ZM132 143L133 144H136V141H134ZM208 143H210V142H208ZM212 143L213 144H204L203 146H204V148L208 147V149L210 148L211 151L213 150V151H215V153H219V155H221L222 154V148L221 147H223L222 139L217 140L216 142L212 141ZM61 144L69 147L70 149H72V155L71 156H68L67 154H65V153L62 152V150L64 151V147ZM157 145H158L159 148H161V145H159L158 143H157ZM168 146H170V147H176V144L172 140H169ZM192 146H194V145H192ZM204 151H205V149H204ZM129 153H130V151H129ZM63 154H65L66 157H63ZM164 154H165L166 157H168V156H170L171 153L169 154V151H168V152H165ZM1 158H2V156H1ZM22 158H25V159L24 160H21ZM42 159L44 160V162H42ZM101 160H102V158H101ZM146 160H148V159H146ZM168 160H169V158H168ZM171 161H173V160H171ZM83 163H84V165H83ZM30 165H31V167H29ZM150 165H152V164H150ZM138 166H139V163H138ZM146 167H149V166H147V161H145V165L139 166L138 169H139L140 172H142L141 170H144L143 172L144 173L146 172L145 174H147V172H148V174H147V180H148V178L149 179L150 178L152 179V177H151L152 174L150 172V169H151L152 166H150L149 168H146ZM140 168H141V170H140ZM98 169H99V167H98ZM138 169H136V171ZM189 169H188V171H189ZM165 170L166 169H164V171ZM176 171H178V170H176ZM207 171H208L207 174L209 176L208 178H210V181H213L214 182L215 180H213V179H215L216 176L212 172L213 170H210L209 168H207ZM120 172L122 174V176H121V174H120V176L121 177H124L123 176L124 174L122 173V171H120ZM127 173H125V174L127 175ZM139 173H138V175H139ZM118 174L119 173H117V176H119ZM134 174H136L135 171H134ZM134 174L132 176H134ZM154 175H153V177H155ZM120 176H119V178H121ZM115 178L117 180L118 177L115 176ZM115 178H112V179L115 180ZM144 178H146V177H144ZM250 178H251V176H250ZM252 179H250V180H252ZM86 180L88 181V179H86ZM114 180H111V181H114ZM143 180H145V179H143ZM82 181H84V180H82ZM134 181H136V180H134ZM163 181H165V180H163ZM178 181H179V178H178ZM83 183L81 182L82 186L84 187V185L87 184V182L85 184H83ZM214 183H216V182H214ZM97 184H99V183H97ZM169 184H170V187H171V183H169ZM227 186H225V184H223L222 186H218V187L221 188L224 192H227L228 191V187ZM251 186L254 187L255 185H251ZM170 187H169V191H171ZM173 187H172V191H173ZM255 187H257V186H255ZM240 190H238V191H240ZM12 191H14V190H12ZM165 191L167 192V190H165ZM3 193H4V195H3ZM94 193H95V191H94ZM94 193H92V195ZM229 193H233V192H229ZM246 193H244L245 196H246ZM1 194L3 195L2 196V199H1ZM9 194H11V191L9 192ZM20 194L21 193L19 192V194H17V195L20 196ZM190 194H192V193H190ZM249 194L247 196H249ZM15 195H16V193H15ZM239 195H241V194H239ZM244 195H243V197H244ZM118 196H120V195H118ZM159 196H158L159 199H160L159 201H166L167 200V199L166 200L164 199V196L163 197L161 195H159ZM251 196H252V194H251ZM16 197L17 196H15V200L18 198V197L17 198ZM78 197H80V196H78ZM86 197H87V200L85 199V201H91V200H89L90 198L88 199V196H86ZM86 197H84V198H86ZM237 198H239V197H237ZM33 199H35V198H33ZM251 199H252V197H251ZM247 200L248 201L250 200V196H249V199L247 198ZM236 201H237V199H236ZM255 201H257V200H255ZM17 202H19V201H17ZM21 202H23V201H21ZM38 202H40V201H38ZM51 202L52 201H48L47 200V201H44L42 203V201H41L39 203L40 205H38V207H36V210L34 209L35 211H31V214L33 215V214H36V213L38 214V213H47V212L50 213L51 212V208L54 206V204L52 205ZM10 203H12V202H10ZM10 205H12V204H10ZM91 205L90 204H87L86 206L84 205V208L83 209L84 210H88V207L91 206ZM35 206L36 205H34L33 207L35 208ZM10 207L11 206H9V208ZM22 207H21V211L23 210ZM6 211H7V209H6ZM92 212H93V210L90 212V214H88V213H86V215L83 214L82 216H84V217H83V219H81V221H80L79 218H77V217H79L78 215H80V214L77 213L78 215L75 217V220L77 218L78 220H76V221H77V223H79V226L81 227L82 226L81 224H83L85 226V228H81V229L79 227L76 228V229H79L80 231H76V232L74 231L75 234L76 233H79V232L85 233L86 230L88 231L87 228H92L94 230L95 229L98 230L100 227L102 228L103 226L104 227L105 226H108L109 228L111 227V226H109V224L111 222L108 219H105L104 218V220H103L102 217L101 218L99 217L102 214H100L99 212H93V213ZM103 213H105V212H103ZM38 215H44V214H38ZM46 215H48V214H46ZM46 215H45V217H46ZM70 216L72 217L71 214H70ZM74 216L75 215H73V217ZM58 217H59V214H58ZM36 219H38V217ZM35 220H33V219L31 220V222H30L31 225L27 221L23 225H26L27 226V229H29L28 227L31 226V230H34L32 228H40V225H39V223H40L39 220L40 219L38 221L37 220L35 221ZM41 220H42L41 223L44 222L43 219H41ZM57 220L58 219L53 220V221H56V222H54V224H58L57 223ZM58 221L60 222V219ZM45 222H46V220H45ZM27 224L30 225V226H28ZM48 224H47V226H48ZM54 224H50L51 226H53V228L50 226L52 233H55V231H56V230L55 231L53 230L54 232L52 231V229H54ZM42 225H43V223H42ZM42 225H41V228L40 229L45 228V226H44L45 224L43 225L44 227ZM21 226H22V224H21ZM63 226H65V225H63ZM17 227H18V225H17ZM60 227H61V225H60ZM57 228H59V227L56 226V229ZM111 229H113V227ZM57 230L59 231V229H57ZM34 231H36V229ZM61 231H62V229H61ZM112 231H114V229ZM38 232H39V230H38ZM42 232H44V231H42ZM69 232H71V231H69ZM109 232H111V231H108V233ZM96 233L98 235L97 237H99L101 235L102 231L101 232H98L97 231ZM96 233H95V235H96ZM103 233H105V234H103ZM103 233L102 234L104 236L107 235L106 234V231L103 232ZM35 234H36V232H35ZM62 234H60V235L61 236H64L65 235V232H64V235H62ZM44 235H42V236H44ZM51 235H53V234H51ZM51 235H50L49 238L52 237ZM56 235H57L56 238H58V239L61 238V236L59 237V233L56 234ZM37 236L39 237L38 233H37ZM45 236L47 237V235H45ZM56 238H55V241H57ZM44 239H45V237H44ZM61 239H59V240L61 241ZM75 239H76V237H75ZM42 240L43 239H41V241ZM50 240H52L54 242V238L53 239L52 238L49 239V241ZM45 241H47V240L45 239ZM45 241H42V242L44 243ZM53 242H51V241L49 243L48 242L47 243L45 242V244H44L45 245V248H47L49 250V252L51 251V249H53V250L54 249H57L56 248V245L58 246V249H59L63 244H65V243H61V242L58 241L59 242L58 244L59 245L61 244V246H59L58 244H56L57 242L55 244ZM69 242H70V240H69ZM72 242H73V240H72ZM43 243H41V244H43ZM81 246H82V244H81ZM74 249H75V247H74ZM93 249L94 248H92V250ZM48 250H46V251H48ZM52 252L53 251H51V254H53ZM31 253H32V251H31ZM75 253L78 254L77 250H75ZM91 253H93V251ZM54 255H51V256H54ZM49 258H51V257H49ZM75 258H76V264L77 263L78 264H86L85 261L82 259L83 257L82 258L79 257V254H78V256L76 255ZM49 260H51V259H49ZM85 260H87V259H85ZM89 261H91V260L89 259ZM86 262H88V261H86ZM92 262H97V260L95 261V259H94V260H92ZM30 263L31 264H45L43 262H41V263L36 262L34 260L30 261ZM118 264H119V262H118Z\"/></svg>",
  "mask_w": 264,
  "mask_h": 264
}]
</instances>
